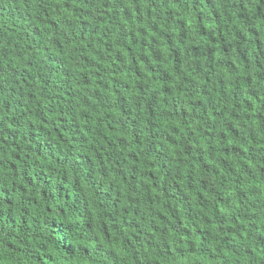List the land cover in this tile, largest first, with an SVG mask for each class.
Returning <instances> with one entry per match:
<instances>
[{
  "label": "trees",
  "instance_id": "1",
  "mask_svg": "<svg viewBox=\"0 0 264 264\" xmlns=\"http://www.w3.org/2000/svg\"><path fill=\"white\" fill-rule=\"evenodd\" d=\"M0 264H264V0H0Z\"/></svg>",
  "mask_w": 264,
  "mask_h": 264
}]
</instances>
